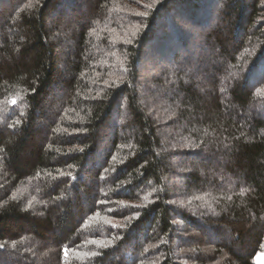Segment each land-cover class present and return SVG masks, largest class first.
Wrapping results in <instances>:
<instances>
[{
  "label": "trees",
  "instance_id": "16d2710c",
  "mask_svg": "<svg viewBox=\"0 0 264 264\" xmlns=\"http://www.w3.org/2000/svg\"><path fill=\"white\" fill-rule=\"evenodd\" d=\"M0 243V264H255L264 0H0Z\"/></svg>",
  "mask_w": 264,
  "mask_h": 264
},
{
  "label": "rangeland",
  "instance_id": "374dc122",
  "mask_svg": "<svg viewBox=\"0 0 264 264\" xmlns=\"http://www.w3.org/2000/svg\"><path fill=\"white\" fill-rule=\"evenodd\" d=\"M8 7V6H7ZM10 8V7H9ZM221 27V25H218ZM227 28L225 29V32H227ZM255 264H264V244L262 250L255 256L254 258Z\"/></svg>",
  "mask_w": 264,
  "mask_h": 264
},
{
  "label": "snow or ice",
  "instance_id": "6c2138e0",
  "mask_svg": "<svg viewBox=\"0 0 264 264\" xmlns=\"http://www.w3.org/2000/svg\"><path fill=\"white\" fill-rule=\"evenodd\" d=\"M131 41H129V43H130ZM16 103V101L15 100H13L12 101V104H15ZM63 174V173H62ZM68 175H71V173H68ZM137 215H139V214H137ZM5 247V245L3 244V243H0V249H3ZM65 255H67V250L65 249Z\"/></svg>",
  "mask_w": 264,
  "mask_h": 264
}]
</instances>
